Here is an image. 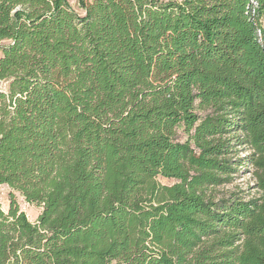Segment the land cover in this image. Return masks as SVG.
<instances>
[{
	"label": "trees",
	"instance_id": "obj_1",
	"mask_svg": "<svg viewBox=\"0 0 264 264\" xmlns=\"http://www.w3.org/2000/svg\"><path fill=\"white\" fill-rule=\"evenodd\" d=\"M78 5L0 0V264H264V0Z\"/></svg>",
	"mask_w": 264,
	"mask_h": 264
},
{
	"label": "rangeland",
	"instance_id": "obj_2",
	"mask_svg": "<svg viewBox=\"0 0 264 264\" xmlns=\"http://www.w3.org/2000/svg\"><path fill=\"white\" fill-rule=\"evenodd\" d=\"M73 9L79 13L81 16H84V11L79 8L78 0H68ZM182 135V134H181ZM185 136L182 135V139H184ZM240 155H246V152L241 153ZM245 169L241 171V173L237 176L236 180L230 184L223 187H220L216 189L215 193L218 196V198L222 196H228L231 193L238 192L239 190H243L246 192V194L250 193L251 195L255 194V191H249V188L254 184L253 177L250 171H247ZM158 182L162 185L171 186L175 182L172 180H167L164 178L159 177ZM11 190L4 185H0V206L1 208L8 213L11 205V199H10ZM17 202L19 204V207L21 211H23L30 222L36 223L38 220V217L41 213V208L38 206L30 205L26 203L24 198H22L19 194L15 193Z\"/></svg>",
	"mask_w": 264,
	"mask_h": 264
},
{
	"label": "built area",
	"instance_id": "obj_3",
	"mask_svg": "<svg viewBox=\"0 0 264 264\" xmlns=\"http://www.w3.org/2000/svg\"><path fill=\"white\" fill-rule=\"evenodd\" d=\"M259 38H260L261 43L264 44V42H263V40H264V34H262L261 32H259ZM263 50H264V45H263Z\"/></svg>",
	"mask_w": 264,
	"mask_h": 264
}]
</instances>
